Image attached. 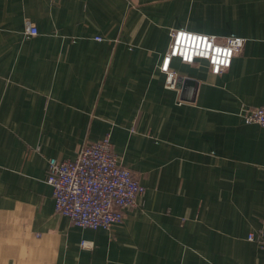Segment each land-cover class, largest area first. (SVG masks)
<instances>
[{"label":"crops","instance_id":"obj_1","mask_svg":"<svg viewBox=\"0 0 264 264\" xmlns=\"http://www.w3.org/2000/svg\"><path fill=\"white\" fill-rule=\"evenodd\" d=\"M175 29L246 42L218 76L175 59L169 89ZM251 107H264V0H0V264H264L249 240L264 235ZM108 135L146 193L122 223L81 228L55 212L49 160Z\"/></svg>","mask_w":264,"mask_h":264},{"label":"built area","instance_id":"obj_2","mask_svg":"<svg viewBox=\"0 0 264 264\" xmlns=\"http://www.w3.org/2000/svg\"><path fill=\"white\" fill-rule=\"evenodd\" d=\"M38 34L35 24L27 20L25 35ZM171 38L160 68L167 76L169 89L176 88L181 79L172 67L175 59L191 65L204 60L211 73L218 76L243 53L246 42L233 35L220 37L186 29H175ZM242 115L247 124H258L264 129V107L245 108ZM46 181L53 190L56 214L81 228L109 230L122 223L126 210L135 207L137 199L146 193V188L114 153L110 135L84 146L75 160L50 159ZM249 240L264 246L262 233L250 234ZM82 245L87 247L88 243L84 241Z\"/></svg>","mask_w":264,"mask_h":264},{"label":"water","instance_id":"obj_3","mask_svg":"<svg viewBox=\"0 0 264 264\" xmlns=\"http://www.w3.org/2000/svg\"><path fill=\"white\" fill-rule=\"evenodd\" d=\"M190 83H193V80H190V79L185 80V85H188ZM183 99H186V97H184Z\"/></svg>","mask_w":264,"mask_h":264},{"label":"rangeland","instance_id":"obj_4","mask_svg":"<svg viewBox=\"0 0 264 264\" xmlns=\"http://www.w3.org/2000/svg\"><path fill=\"white\" fill-rule=\"evenodd\" d=\"M173 31H174V30L171 31V34H172ZM171 41H172V38H171Z\"/></svg>","mask_w":264,"mask_h":264}]
</instances>
